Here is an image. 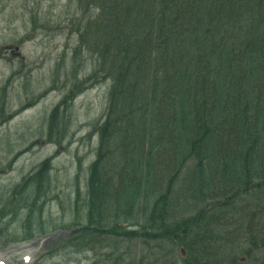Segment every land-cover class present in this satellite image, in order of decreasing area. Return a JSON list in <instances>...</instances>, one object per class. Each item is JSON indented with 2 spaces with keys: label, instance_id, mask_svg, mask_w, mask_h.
<instances>
[{
  "label": "trees",
  "instance_id": "16d2710c",
  "mask_svg": "<svg viewBox=\"0 0 264 264\" xmlns=\"http://www.w3.org/2000/svg\"><path fill=\"white\" fill-rule=\"evenodd\" d=\"M36 8L25 5L29 34L68 30L76 58L93 61L89 78L110 84L76 200L85 222L66 247L107 251L103 264H264V0H63L56 17ZM78 77L73 98L90 80ZM68 102L52 112L49 143L65 138L53 131ZM49 169L48 159L6 205L18 199L28 228L10 232L12 219L0 233L43 235L31 223H42Z\"/></svg>",
  "mask_w": 264,
  "mask_h": 264
},
{
  "label": "rangeland",
  "instance_id": "374dc122",
  "mask_svg": "<svg viewBox=\"0 0 264 264\" xmlns=\"http://www.w3.org/2000/svg\"><path fill=\"white\" fill-rule=\"evenodd\" d=\"M62 2L0 0V230L4 232L12 219L10 232L28 228V223L23 225L26 212H18V199L13 207L6 205L13 191L26 186L48 159L51 182L41 200L47 198L42 223L39 219L31 223L44 226L43 235L17 242L0 233V264H103L108 258L104 250L75 252L65 244L85 222L83 209L77 215L76 200L87 190L98 147L96 128L106 114L110 84L89 78L93 61L76 58L77 40L68 30L38 29L29 34L32 26L25 5L40 6L56 17ZM76 72L79 81L90 80L88 88L73 98L70 89ZM65 97L69 102L66 110L60 108V123L53 131L65 138L61 145L49 143L50 117Z\"/></svg>",
  "mask_w": 264,
  "mask_h": 264
}]
</instances>
